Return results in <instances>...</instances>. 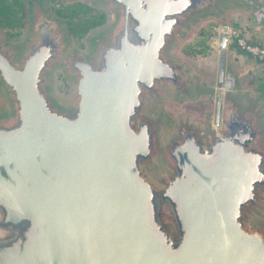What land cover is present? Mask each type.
Listing matches in <instances>:
<instances>
[{"label": "water", "instance_id": "95a60500", "mask_svg": "<svg viewBox=\"0 0 264 264\" xmlns=\"http://www.w3.org/2000/svg\"><path fill=\"white\" fill-rule=\"evenodd\" d=\"M22 1L23 43L0 33V264H264V96L226 36L214 90L179 55L264 0H83L108 17L83 50Z\"/></svg>", "mask_w": 264, "mask_h": 264}, {"label": "rangeland", "instance_id": "374dc122", "mask_svg": "<svg viewBox=\"0 0 264 264\" xmlns=\"http://www.w3.org/2000/svg\"><path fill=\"white\" fill-rule=\"evenodd\" d=\"M20 1L24 9L23 25L14 28L10 27V25L12 23L11 19L14 17L13 13L18 8L17 5L13 3V0H7L4 1V3L0 1V25L2 27L0 33L2 36L8 38L13 45L22 44L27 34L25 28V7L23 1ZM74 1L76 0H46V3L51 8L53 14L62 17L60 15V9ZM89 5L93 7L91 4ZM93 9L105 13L101 9L95 7H93ZM105 16L106 20L103 24H105L108 19L106 13ZM247 16L249 15L244 14L242 11H234L224 20L204 21L180 46L179 55L182 56L200 78L206 82V86H211L212 83H215L214 80L218 72L220 40L218 30L229 27L234 34L229 37L227 44V65L231 68L232 72L234 71L239 76L240 87L242 89L250 88L254 93L264 96V58L260 59L251 55L242 49L238 41V39H241L247 43L264 47V22L260 25H256ZM69 38L71 46L80 50L85 48L84 38L80 41H73L70 35ZM54 79L56 93L62 98L68 97L70 90L69 84L63 74L60 71H56ZM206 89L212 90L211 88ZM192 106H196L200 111L192 108ZM185 109L193 112L199 118L203 115L202 108L196 104H192Z\"/></svg>", "mask_w": 264, "mask_h": 264}, {"label": "trees", "instance_id": "16d2710c", "mask_svg": "<svg viewBox=\"0 0 264 264\" xmlns=\"http://www.w3.org/2000/svg\"><path fill=\"white\" fill-rule=\"evenodd\" d=\"M4 3L7 0H0ZM17 5L14 11V17L11 19L10 27H21L23 25V4L20 0H13ZM61 16L67 19V31L73 41H80L92 29L102 25L106 16L105 13L93 9L88 3L83 1H74L61 9Z\"/></svg>", "mask_w": 264, "mask_h": 264}, {"label": "built area", "instance_id": "2783aa9c", "mask_svg": "<svg viewBox=\"0 0 264 264\" xmlns=\"http://www.w3.org/2000/svg\"><path fill=\"white\" fill-rule=\"evenodd\" d=\"M219 33V39L222 36H226L229 40V37L234 34V32L229 27H224L223 29L218 30ZM240 46L242 49L250 53L251 55L258 57L260 59L264 58V47H261L260 45H255L252 43H247L241 39H238Z\"/></svg>", "mask_w": 264, "mask_h": 264}, {"label": "flooded vegetation", "instance_id": "af4514ba", "mask_svg": "<svg viewBox=\"0 0 264 264\" xmlns=\"http://www.w3.org/2000/svg\"><path fill=\"white\" fill-rule=\"evenodd\" d=\"M248 18H250L253 22H254V24H256V25H260V24H262L263 22H264V12H261V13H259V14H257V15H255L254 13L253 14H250L249 16H247ZM230 68V67H229ZM230 70H231V68H230ZM232 71V70H231ZM234 72V71H233ZM235 73V72H234ZM217 78H218V72H217V75H216V79L214 80L215 82L217 81ZM215 87H216V85H215V83L213 84H211V86H205L204 88L206 89V88H211V89H215ZM207 90V89H206ZM192 108H194V109H197V110H199L196 106H192ZM200 111V110H199Z\"/></svg>", "mask_w": 264, "mask_h": 264}]
</instances>
